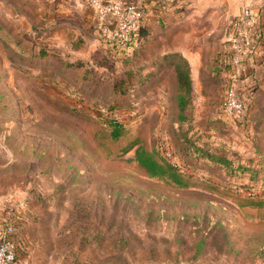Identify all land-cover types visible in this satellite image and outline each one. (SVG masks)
I'll list each match as a JSON object with an SVG mask.
<instances>
[{
    "label": "rangeland",
    "instance_id": "obj_1",
    "mask_svg": "<svg viewBox=\"0 0 264 264\" xmlns=\"http://www.w3.org/2000/svg\"><path fill=\"white\" fill-rule=\"evenodd\" d=\"M46 2L0 0V227L16 225L15 264H264V175L247 171L264 164V94L226 113L232 84L209 71L179 122L172 65L184 58L169 32L150 40L141 25L120 48L47 17ZM139 67L150 78L113 94ZM139 146L193 185L149 178Z\"/></svg>",
    "mask_w": 264,
    "mask_h": 264
},
{
    "label": "crops",
    "instance_id": "obj_2",
    "mask_svg": "<svg viewBox=\"0 0 264 264\" xmlns=\"http://www.w3.org/2000/svg\"><path fill=\"white\" fill-rule=\"evenodd\" d=\"M40 1H48L49 5L45 3L49 7L47 17L49 14L61 16V24L70 25L79 30V34H89L96 39L98 14L87 6L85 0ZM104 1L133 3L141 8L144 14L141 35L145 38L153 40L157 38V32H169V53L179 54L187 60L193 88L198 85L196 79H203L212 71V74L216 72L226 77L234 86L236 95L264 94V0ZM53 4L57 7L56 11L54 8L49 12ZM246 6L257 17L258 36L248 38L240 63L232 65L228 45L231 26ZM81 43L75 46L79 47ZM38 95L44 103L58 111L63 109L61 102L46 100L44 94Z\"/></svg>",
    "mask_w": 264,
    "mask_h": 264
},
{
    "label": "built area",
    "instance_id": "obj_3",
    "mask_svg": "<svg viewBox=\"0 0 264 264\" xmlns=\"http://www.w3.org/2000/svg\"><path fill=\"white\" fill-rule=\"evenodd\" d=\"M88 7L98 14V28L110 45L124 48L127 41L143 22V11L133 3L105 2L104 0H85ZM258 21L256 15L246 6L242 8L231 26L228 45L231 50L230 62L238 65L243 56L244 45L250 36H258ZM246 50V49H245ZM222 109L226 113H241L243 102L237 97L234 86L224 93ZM16 225L6 221L0 227V264H15Z\"/></svg>",
    "mask_w": 264,
    "mask_h": 264
},
{
    "label": "trees",
    "instance_id": "obj_4",
    "mask_svg": "<svg viewBox=\"0 0 264 264\" xmlns=\"http://www.w3.org/2000/svg\"><path fill=\"white\" fill-rule=\"evenodd\" d=\"M172 56H179L176 53H170ZM45 53L43 50H40L38 56L42 57ZM166 57V56H165ZM75 66L71 63H64L65 67H80L82 66V62H75ZM183 66L179 65H172L173 67V75L175 79V102H176V109H177V119L179 122H182L186 119V111L190 107V94H191V76L188 62L183 59ZM151 74H144L142 72L141 67L136 69H127L124 72V78L117 79L113 82L111 86V91L113 94H124L125 88H129L131 85L143 84L146 80L150 78ZM137 82H136V81ZM131 84V85H130ZM48 100V98H46ZM50 102H52L50 100ZM68 111H72L73 108L69 107L66 108ZM64 110V108L62 109ZM110 132L109 136L113 140H117L123 134V124L113 118L109 120ZM184 144L186 142L184 141ZM207 160H212V156L209 154L206 156ZM134 161L141 167L145 174L149 178H169L171 183L175 185L177 188H188L190 185H193L189 182V178L180 172V170L165 161L159 160L156 158V155L153 151L146 150L144 147L139 146L134 150L133 153ZM215 160V159H214ZM222 161V160H221ZM220 161V162H221ZM216 162V160H215ZM249 172L250 178H254L256 174L264 175V164L261 165L259 170H247ZM196 185V184H195ZM193 187V186H192ZM208 190L215 191V189L210 186L206 185ZM204 242L199 241L196 244V250L193 254V259L197 258L198 255L201 254V247ZM222 251V250H221Z\"/></svg>",
    "mask_w": 264,
    "mask_h": 264
}]
</instances>
